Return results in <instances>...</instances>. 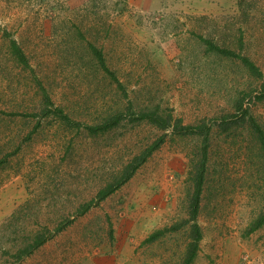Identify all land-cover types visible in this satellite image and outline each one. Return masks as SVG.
Here are the masks:
<instances>
[{"label": "rangeland", "instance_id": "rangeland-1", "mask_svg": "<svg viewBox=\"0 0 264 264\" xmlns=\"http://www.w3.org/2000/svg\"><path fill=\"white\" fill-rule=\"evenodd\" d=\"M263 86L264 0H0V264H183L204 150L192 264H264V223L246 234L264 213L249 127L252 118L264 132ZM40 87L75 125L40 113ZM116 112V128L86 129ZM150 112L170 127L135 121ZM36 236L46 241L19 259Z\"/></svg>", "mask_w": 264, "mask_h": 264}, {"label": "trees", "instance_id": "trees-1", "mask_svg": "<svg viewBox=\"0 0 264 264\" xmlns=\"http://www.w3.org/2000/svg\"><path fill=\"white\" fill-rule=\"evenodd\" d=\"M208 48L210 50H215L217 51L219 54L224 55L226 57H231V58H237L239 59L247 68H249V70L251 71V73L253 75H256L257 77L260 75L259 70L256 69L254 67V65L252 64V62L248 59V58H242L241 56L235 54L234 52H230L229 50L226 49H219V48H215L213 44H211L210 42H206ZM9 52L10 55L13 56L15 58V60L21 64L22 66H26L27 62L25 60V57L21 51V49L19 48L18 44L16 43V41H11L10 45H9ZM97 55V60L98 63L100 64V66L102 67V69L105 71V73L111 78V80L116 82V78L115 75L111 72H109L107 70V68H105L104 66V61L101 58V55L98 53ZM120 87V85H119ZM264 88V86H263ZM41 96H42V100H41V105H42V110H41V114L43 116H48V115H52L54 118H59L61 121L65 122L67 125L69 124L70 126H73L75 124H73L70 119L66 116V114L63 113V111L59 108H55L54 110H50L52 106L51 104V100L48 96V94L44 91L43 88H41ZM262 94V93H261ZM264 97V95H263ZM129 113V111H127ZM125 114H123L122 112H116L114 113V115H112L109 118L104 119L102 122L98 123L97 125L94 126H87L86 129L91 132V135H95L97 133H106L110 130H112L113 128H116L120 122L122 121V119L125 117ZM247 112L243 111L242 116H246ZM148 121L151 124H154L156 126H161L162 128H166V127H170V123H171V119L167 118V119H163L162 117H160L157 112H150V113H145V114H137L136 115V119L135 121ZM78 126V125H77ZM173 128L178 126L180 127V133H191L193 134L196 129L194 127H181L179 122H176V124H172ZM249 127L252 131V133L254 134V136H256L258 138V142L260 145V150L262 152V157L264 158V132L262 131V129L260 128V126L255 122L254 119L249 118ZM199 132L203 133V128H199ZM206 141V140H205ZM163 142V139L160 138L158 141H156L149 149L144 150L138 157H135L134 159L131 160V162L124 168V172L120 178V180L117 183H113V184H108L106 187H104L103 189H101L98 194H97V198H96V203L100 202L102 200H104L106 197H108L109 195H111L112 193H114L117 189H119L123 184H125L132 176L133 174L136 172V170L146 161V159L155 151L157 150L161 144ZM205 151L204 150V155H203V161H201V163L199 164V169L198 173L196 174V178L193 180L194 183V193L193 196L190 200V223H191V233H192V242H190L187 246L186 249V257L184 260L183 264H192L193 260L196 257V253L198 251V244L201 240V233L199 231V227L196 223V213L198 211V203H199V197L200 194L202 192V188H203V184H204V177H203V172H204V159H205ZM264 163V160H263ZM93 204H95L94 202H90L89 204H86L83 208H82V212L86 211L87 209H89ZM264 223V213L259 216V218L256 220V223L251 226V228H249L246 232V234L256 230L257 228H259L262 224ZM62 227H59L57 229V231L61 230ZM159 234H154L153 236H150L147 239V243L151 242L153 240L156 239V237ZM46 240L42 237V236H36L35 239L33 240V243L28 246V248H25L23 251L18 253V258L21 259L23 256L29 255L31 254V252L38 248L39 246H41Z\"/></svg>", "mask_w": 264, "mask_h": 264}]
</instances>
